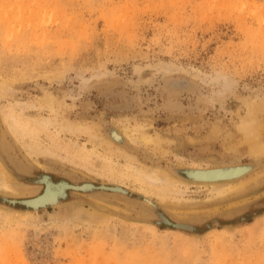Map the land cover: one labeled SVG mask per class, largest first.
<instances>
[{
    "label": "rangeland",
    "instance_id": "obj_1",
    "mask_svg": "<svg viewBox=\"0 0 264 264\" xmlns=\"http://www.w3.org/2000/svg\"><path fill=\"white\" fill-rule=\"evenodd\" d=\"M253 107L264 143V0H0V142L27 179L9 171L16 193L0 195L40 193L27 185L42 173L118 185L198 230L148 223L122 194L70 191L31 221L0 204V264H264V190L246 195L264 187V153L242 131ZM135 168L170 178L151 186ZM175 168L244 185L217 196Z\"/></svg>",
    "mask_w": 264,
    "mask_h": 264
},
{
    "label": "bare ground",
    "instance_id": "obj_2",
    "mask_svg": "<svg viewBox=\"0 0 264 264\" xmlns=\"http://www.w3.org/2000/svg\"><path fill=\"white\" fill-rule=\"evenodd\" d=\"M181 87H183L182 86V83L181 82H178L177 80L174 81V82H172V83H170V85H169V89H171L172 91L181 89ZM48 106H49V104H48ZM262 107L259 110H262L263 109ZM256 110H257V108H254V107L250 109L249 119L243 121L242 131L244 132L245 136L247 137V139L246 138L245 139L250 144V148H251L252 153L254 155H257L258 156V155H261V154L264 153V143L259 142V140H258V138L260 137V133H261V131L263 129L261 130L260 127H256L255 126V121L256 120L254 119V117H256L255 116ZM51 123H52V121L49 119V120H46L45 122H43V125L46 126V125L51 124ZM69 127H70V125H69ZM12 128L14 130H18V128H16V126H14L13 124H12ZM70 132H72V131H70ZM124 136H125L124 133H122L120 131H117V130H113L110 133V136H109L110 137V142L109 143L110 144H111V142H115L116 143V141L122 142V141H124ZM131 139L133 140L134 138H131ZM136 140L139 141V142H141V143L143 142L144 144L151 142V138L149 136H146L145 134H142L141 136L136 137L135 141ZM158 143H159V141H158ZM34 147L30 146L31 150H36L35 149L36 147L35 148ZM120 147H117V150L120 151V152H122L123 155L126 158L135 159V156L129 154L123 148H120ZM1 156H3V154H1ZM0 160H2V162H1L2 165L0 164V190L5 191L7 193L8 192L16 193V190L12 187V185L10 183V174H9L10 172H9V170L7 168V165L8 164H6V163L8 162L13 168H14V166L6 158H5V162H4V158L3 159L1 158ZM133 170H134V172H136L137 174H139V176L148 185L155 186V187H160L161 184H164L170 178L168 175L165 174V172L162 173L163 176H160L159 172L157 170H155V169H153V170H147V169H143V168H135ZM242 173L243 172H241V174ZM200 175H208V176H212V177H223V176H229V177H231V175H225L224 172L219 171V170H209V171H206V172H202V174H200ZM170 176H172V175H170ZM37 177H38V179H41L40 181L43 184V190L44 191L42 190V192L40 194H42L43 192H45V193L41 197L39 196V197L30 198V199H35V200H33V201L30 202V203H32L34 205H38V204H44V205L45 204H52V205H55V206L60 207L61 206L59 204L60 203V199L65 194H68L69 195V192L70 191H76V189H78L79 187H86V188L92 187L91 186L92 184L91 183H87V182H83V183H71V182H69L67 180H58V181H55L52 178V175L50 176L49 174H45V173L44 174L42 173V174H40V176H37ZM218 179H220V178H218ZM175 181L176 180H174V182ZM221 182L222 181H220V180H214L212 182V184H211V187L213 189L212 191H214L217 194V196H221V195H224V194H227V193H233V192L237 191L238 189L243 188V185H244V183H242V182H239L237 184H233V183H224L223 184ZM103 194H108V193H103ZM25 198H26V196H25ZM78 211H79V214H77V216H90L91 218H94V216H96L95 213L86 214V213L82 212V209H79ZM18 214H19V216H24L26 218L25 220H27V221L30 220L31 217L33 216V214L31 212H25V213L22 212V213H18ZM14 218H17L16 215H14ZM89 222L90 223H93V221H91V220Z\"/></svg>",
    "mask_w": 264,
    "mask_h": 264
},
{
    "label": "water",
    "instance_id": "obj_3",
    "mask_svg": "<svg viewBox=\"0 0 264 264\" xmlns=\"http://www.w3.org/2000/svg\"><path fill=\"white\" fill-rule=\"evenodd\" d=\"M112 130H116V129L110 128L108 131L109 136H110V133ZM116 143L119 145H122V146L129 147V145L126 141H122V142L116 141ZM1 154H3V156H1ZM5 155L6 154L4 152V149L2 148V143L0 142V158H2V159L4 158V162H5V157H6ZM6 159H8V158L6 157ZM9 162H11V161L9 160ZM6 164H8L7 165L8 170L18 180H21V181L27 180L24 177V175L20 174V172L17 171V169L15 167L13 168L8 162ZM12 165H13V163H12ZM227 165H230V164H226V165L219 166V167H224V166L227 167ZM239 166L243 167L246 170V173H245L246 176L248 174H250V172H252V170L254 169L253 164H239ZM230 170H232V169H229V171ZM174 173L176 174V176H178L179 178H181L185 181L192 182V183H198V184L210 183V182H213L214 180H220L223 182L224 180L226 181V180L234 179V177H229V176L212 177V176H208V175H192L191 174L192 171L189 170L188 168H175ZM197 173H199V172H197ZM218 178H220V179H218ZM235 178H236V176H235ZM40 180L41 179H38V177H36L33 180H28L27 186L31 185V186H36V187H42V190H43V184ZM87 183H91L92 187H88V188L79 187L74 192H78V193L109 192V193H113V194H122L124 196L129 197V198H134L137 201L144 202L149 206L148 210L153 215V218L146 219V222H148V223L155 224V225H166V226H169V227L174 228V229L186 230L188 232H193V233L198 231L197 227L195 226V224L193 222H188V221H176V222H174V221L170 220L166 216L164 211L160 210L158 205L156 203H154L153 200H150V198H148V197H145V196H142L139 194H134V193L124 189L123 187L118 186V185H107V184L96 185L95 183H92V182H87ZM263 190H264V187L254 188V189L250 190L249 192H247L246 195H250V196L256 195ZM40 193H36L34 196L27 197V198H16V197H8L6 195H0V204H2L3 206H9L10 208H13L16 211L18 210L16 208H19L25 212H32V211L37 212L40 209L47 210L49 208H56V206L52 205V204L34 205V204L30 203L31 201L35 200V199H30V198L39 197V196L41 197L44 195L45 192H43L42 194H40ZM68 197H69L68 194H65L63 197H61L59 204L62 205L63 201H66L68 199ZM241 221H246V217H241ZM213 226H219V221L214 220L212 222V224H206L207 228H212Z\"/></svg>",
    "mask_w": 264,
    "mask_h": 264
}]
</instances>
